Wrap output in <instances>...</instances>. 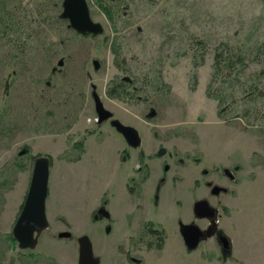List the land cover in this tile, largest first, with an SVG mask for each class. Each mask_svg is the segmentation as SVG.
<instances>
[{
	"label": "rangeland",
	"instance_id": "obj_1",
	"mask_svg": "<svg viewBox=\"0 0 264 264\" xmlns=\"http://www.w3.org/2000/svg\"><path fill=\"white\" fill-rule=\"evenodd\" d=\"M87 3L92 19L103 26L100 35L68 28L58 17L61 0H0V15L6 12L15 22L0 33V264H77L81 235L89 237L99 264H264V92L259 93L264 77L258 75L264 64V1L117 0L112 17L96 0ZM222 44L250 54L263 46L258 61L248 56L244 71L238 77L231 72L222 83L227 101L220 116L217 99L206 89L214 50ZM61 56L63 64L46 84ZM92 57L101 60L97 70ZM123 76L141 90L115 95ZM91 84L115 118L141 133L145 153L153 154L161 144L180 155L201 151L208 161L230 157L241 164L235 196H225L226 209L218 211L231 242L228 253L214 238L184 248L175 201L182 205L183 221L194 219L192 202L204 190L190 193L189 187L198 173L179 166L178 191L167 180L153 206L149 197L163 159L148 161L143 183L134 169L141 147L128 146L108 121L97 124ZM150 108L155 115L148 118ZM125 148L131 158H124ZM36 153L50 159L48 227L34 249L22 251L9 233ZM133 177L141 185L135 193L127 187ZM101 202L111 215L110 230L103 219H91ZM146 220L163 226V247L130 249L141 260H126L119 250L128 248L126 237L137 236ZM61 231L71 237L58 236Z\"/></svg>",
	"mask_w": 264,
	"mask_h": 264
},
{
	"label": "flooded vegetation",
	"instance_id": "obj_2",
	"mask_svg": "<svg viewBox=\"0 0 264 264\" xmlns=\"http://www.w3.org/2000/svg\"><path fill=\"white\" fill-rule=\"evenodd\" d=\"M61 65L57 66L55 71L52 73H51V69H50V74L48 75V76H50L49 85L51 84L52 74L58 72ZM51 68H52V66H51ZM46 78H45V80H46ZM121 80L122 81H119L117 84L118 85L120 84V86H125L129 92L136 93L139 90H141L140 89L141 87L136 85L133 78H130L128 76H126V77L123 76V77H121ZM138 98L140 99V96ZM154 115H155V112L152 116H154ZM146 117H147V113H146ZM148 118H150V117H148ZM106 121H108V123H109V119L104 120L102 122H106ZM96 122H97V117H96ZM97 124L99 125L100 123L97 122ZM111 127H113V126H111ZM140 135H141V133H139V136ZM128 146H130V145H128ZM130 147H132V146H130ZM140 147H141V149L138 152V154L136 155V158L138 159L137 160L138 163H136L134 169L136 170V172H138L140 174L139 178L141 181H143V183L149 177L148 161L151 160V158L153 156H158L159 158L163 159L161 172H160L159 176L157 177L154 186L152 187V193H151V196L149 197V201H151L153 203V206H157L159 204V196H160L161 188L163 187L164 183L167 182V180H171L172 190L178 191L176 185L179 182V176L176 175V172H178L179 166H181V167L189 166L190 169H192L193 171L195 170V172H197L199 175V177L193 178L192 186L189 187V191H191L190 193L195 192L196 189L204 190V193L201 196L196 197L192 202L191 211L193 213L192 216H194V219H190L187 222L183 221L182 220L183 217L181 215L182 210H183L182 205L179 202V200L175 201V203L177 204V207H178L177 212L180 213L176 216V222H177V228H178L177 232H178L180 239L182 240L184 248L187 249L185 246V243L183 241V238L179 232V223L180 222L194 223L201 229L202 235L200 236L198 245L202 241L208 240L209 238H214L215 242L219 245L220 249L222 251H225V253H228L230 250L229 248L231 247V242H230V238L224 233V231L222 230V228L220 226V219H219V212L218 211H222L223 209H226V204L223 202V199L225 198V196L228 195L231 198H233L235 196L234 192H233L234 187L235 186L237 187L241 182V175L239 174V172L242 169L241 164L236 159H233L230 157L227 158V160L226 159H219L218 162L208 161L207 157L204 156L201 151H197L193 155H180L177 151H175V152L167 151L166 148L161 144L157 145V148L153 154L149 153L146 155V153L142 149L143 147L141 145V136H140V143L137 146H135L134 148H140ZM160 148H164V152L162 154L158 153V150ZM124 152H125L124 158L126 157L125 159L131 158L130 151H127L125 148ZM145 156H146V158H145ZM144 158H145V161H144ZM168 160H171L172 163H170V162L168 163ZM186 160H188V161H186ZM172 166L174 167L173 168L174 173L171 176H169L168 171L170 170V168ZM127 187L131 193H135L136 191L140 190L141 185L138 184V182H136L135 178L133 177V178H131V182L127 185ZM200 199L207 200L209 205H211L214 208L215 215L213 217H197L195 215L193 205H194L195 201L200 200ZM22 204H23V202H22ZM153 210L156 211V207H153L152 211ZM104 211L107 212L106 215L104 214ZM91 219L94 221L103 219L105 222L104 226L106 227V230H110V226H108V224L111 221V215L107 209L106 203L104 204L103 202H101L99 205H97V207L94 209L93 214L91 215ZM156 230H161V232L156 231ZM58 234H59V232H58ZM133 234L134 233H129L128 236L126 237L128 248H126L124 250H122V249L119 250V252L121 254L125 255V259L129 260V261H132V260L133 261H137V260L140 261L141 260V258H139V257H136V259H134L133 256L130 254V252H131L130 249H137L138 247H142V248H145L146 250H150L153 248L159 250L163 247L164 239L166 237V233H165L163 226L159 225L156 222L152 223V221H150V220L149 221L146 220L142 224L141 230L137 233V236H134ZM11 236H12V233H11ZM157 236L158 237L161 236V239L157 238ZM222 236H225L227 238L228 248L223 246L222 240L220 238ZM60 237H71V233L69 232L68 236H60ZM38 240H39V238H38ZM14 242H15V245H17V242L15 241V239H14ZM159 242H161L160 247H158ZM17 248L20 249L18 247V245H17ZM34 248H32V249H34ZM195 248H193V249H195ZM193 249H187V250H193ZM20 250L23 251V250H31V249L27 248V249H20ZM93 254H94V252H93ZM77 258H78V242H77ZM99 261H100V259H99Z\"/></svg>",
	"mask_w": 264,
	"mask_h": 264
},
{
	"label": "water",
	"instance_id": "obj_3",
	"mask_svg": "<svg viewBox=\"0 0 264 264\" xmlns=\"http://www.w3.org/2000/svg\"><path fill=\"white\" fill-rule=\"evenodd\" d=\"M58 17L66 20L67 27L81 35L89 34L96 36L102 34L104 31L102 24L92 19L87 0H61V11ZM62 63L63 57H60L56 64L52 66L51 73ZM100 63L101 60L97 57L91 58V64L94 70L99 68ZM49 79L50 76H47L45 80L46 84H49ZM91 87L90 95L93 100L97 122L101 123L109 119L110 125L122 135L128 145L132 147L137 146L140 143V136L137 129L115 118L113 112L103 105L96 91V86L92 84ZM154 112L151 108L147 113V117H151ZM163 152L164 148L158 150L159 154ZM49 166L50 159L47 155L38 154L33 158L30 180L23 204L11 228L12 236L20 249L34 248L37 245L41 232L48 227L45 203L48 193ZM193 208L197 217H213L215 215L214 208L205 199L195 201ZM104 214L106 215L107 212L104 211ZM179 232L187 249L195 248L202 235L201 229L194 223L180 222ZM58 235L68 236L69 231L59 232ZM220 238L223 246L228 248L227 238L225 236ZM77 242V264H98L99 259L93 254L89 237L87 235H81L77 238Z\"/></svg>",
	"mask_w": 264,
	"mask_h": 264
},
{
	"label": "trees",
	"instance_id": "obj_4",
	"mask_svg": "<svg viewBox=\"0 0 264 264\" xmlns=\"http://www.w3.org/2000/svg\"><path fill=\"white\" fill-rule=\"evenodd\" d=\"M99 5L108 13L109 16L112 17L113 13L117 12V7L119 6L115 0H96ZM264 1V0H263ZM113 12V13H112ZM14 20L12 15L4 12L3 15H0V33H3L11 28H13ZM12 26V27H11ZM263 44H259L256 46V52L260 51L262 49ZM232 46H229L227 44H222L221 46L217 47L214 50L213 54V63H212V76L208 83V87L206 89V93L208 96L213 97L217 99L218 102V114L222 116V112L224 111V108H222V104L227 101L226 96L223 95L224 91L221 90L222 83L227 82V78L231 77V72H234V77H238L237 72L238 71H244L245 60L248 56H251L254 60L258 59V54L255 53H249L247 48L238 47L237 52L231 49ZM264 59V58H263ZM262 59H260L261 61ZM258 61V60H257ZM259 76L264 77V64L262 68H260L258 72ZM236 79V78H233ZM217 81L220 83L219 87L216 89L213 87L217 83ZM249 88L252 92L256 89V81L252 82V84H249ZM213 87V88H212ZM244 87V84H243ZM214 89V90H213ZM243 90V89H242ZM245 90V89H244ZM113 93L115 95H121V94H127V95H135L131 92H129L125 86L117 85L115 88H113ZM260 94L264 92V88L260 89ZM109 95H113L110 92H108ZM255 117H258L257 115ZM77 146H80L82 148V141L78 142ZM39 153L34 154L32 157L34 158ZM19 167H22V165H19ZM22 205V203H21ZM21 207V206H20ZM161 232V230H156ZM9 237L12 240V242L15 244L13 237L9 233ZM157 238L161 239V236H157ZM161 242H159L158 247H160Z\"/></svg>",
	"mask_w": 264,
	"mask_h": 264
},
{
	"label": "crops",
	"instance_id": "obj_5",
	"mask_svg": "<svg viewBox=\"0 0 264 264\" xmlns=\"http://www.w3.org/2000/svg\"><path fill=\"white\" fill-rule=\"evenodd\" d=\"M146 155H147V153H146ZM114 179H115V174H114ZM25 196V195H24ZM95 209V208H94Z\"/></svg>",
	"mask_w": 264,
	"mask_h": 264
}]
</instances>
